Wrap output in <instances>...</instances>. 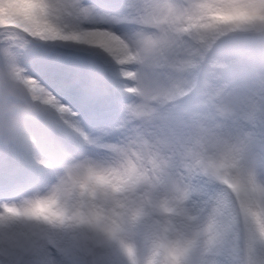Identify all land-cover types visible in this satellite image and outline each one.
<instances>
[{
  "label": "snow or ice",
  "instance_id": "6c2138e0",
  "mask_svg": "<svg viewBox=\"0 0 264 264\" xmlns=\"http://www.w3.org/2000/svg\"><path fill=\"white\" fill-rule=\"evenodd\" d=\"M7 2L0 264H264V0Z\"/></svg>",
  "mask_w": 264,
  "mask_h": 264
},
{
  "label": "clouds",
  "instance_id": "9594fccd",
  "mask_svg": "<svg viewBox=\"0 0 264 264\" xmlns=\"http://www.w3.org/2000/svg\"><path fill=\"white\" fill-rule=\"evenodd\" d=\"M20 3L24 5L25 9L30 11L34 7H38L40 0H20ZM18 5L6 2L0 5L2 8V13H0V23L8 24L11 23L13 26L16 27H26L28 25V21L21 16L9 17L8 13L13 8L17 7ZM31 214L35 217L40 218H51V219H58L56 213L50 204H41L32 209ZM43 222V219L41 220Z\"/></svg>",
  "mask_w": 264,
  "mask_h": 264
},
{
  "label": "rangeland",
  "instance_id": "374dc122",
  "mask_svg": "<svg viewBox=\"0 0 264 264\" xmlns=\"http://www.w3.org/2000/svg\"><path fill=\"white\" fill-rule=\"evenodd\" d=\"M85 131H87V129H85Z\"/></svg>",
  "mask_w": 264,
  "mask_h": 264
}]
</instances>
